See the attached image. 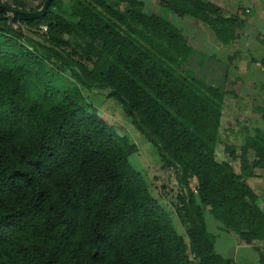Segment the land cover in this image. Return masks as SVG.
Masks as SVG:
<instances>
[{
	"label": "trees",
	"instance_id": "trees-1",
	"mask_svg": "<svg viewBox=\"0 0 264 264\" xmlns=\"http://www.w3.org/2000/svg\"><path fill=\"white\" fill-rule=\"evenodd\" d=\"M153 1L162 16L145 14L139 0H73L68 20L53 0L43 17L21 21L48 46L0 20V264H231L215 251L205 212L246 243L264 239V210L245 181L247 150L264 170V132L245 138L239 173L216 159L232 92L181 72L195 50L166 13L203 21L223 43L232 29L211 3ZM60 34L88 41L67 51ZM96 88L175 172L186 237L131 167L137 145L86 104L82 91ZM258 113L264 121V106Z\"/></svg>",
	"mask_w": 264,
	"mask_h": 264
},
{
	"label": "rangeland",
	"instance_id": "rangeland-1",
	"mask_svg": "<svg viewBox=\"0 0 264 264\" xmlns=\"http://www.w3.org/2000/svg\"><path fill=\"white\" fill-rule=\"evenodd\" d=\"M16 0H0L1 4L16 8ZM22 4L19 9L30 10L41 5L43 0H19ZM73 0H60L61 7L55 8V12L67 18L70 16V6ZM116 2L117 0H110ZM153 1V0H152ZM259 1L260 0H255ZM154 2V1H153ZM156 2V1H155ZM152 2L146 1L143 10L151 13L155 8ZM158 3V2H157ZM127 4L122 3V8H126ZM155 13V12H154ZM39 29L46 32L44 25ZM62 40L69 42V48L79 51L87 42V39L72 34L57 35ZM196 47V45L192 44ZM226 54L220 47L218 49V65L211 66L213 57L198 56L196 52L189 57L180 66L181 72L187 76H194L202 79L215 87H221L223 90L231 91L225 95L222 106V114L219 127V137L215 150V157L218 161L229 162L236 173L240 172V159L242 152V144L247 136H251L256 130L264 132V121L259 117L258 108L264 104V64L258 63L261 57L253 58L251 65L250 59L244 58L243 63H237L233 59L225 58ZM253 63V64H252ZM263 65V67H262ZM218 69V71L216 70ZM71 72L68 70L64 74V83L70 84ZM263 84L258 88V84ZM256 85V86H255ZM86 95V104L88 107L97 109L100 116L113 122L114 128L118 135L126 137L130 142L138 147V151L129 157V163L134 170L140 171L149 186V190L154 198L158 200L160 205L164 207L172 218L174 228L177 233L186 237V230L180 222L176 209L181 204L177 199V195L183 190L175 181V172L173 169H164L160 163L156 147L131 124L130 119L124 114L122 105L115 99L109 97L106 89L96 88L94 90H83ZM234 150V156H230V150ZM247 169L246 172L252 173V176L258 177L264 192V170L253 168L252 163L255 160V154L251 150L246 152ZM251 177V176H249ZM250 182V179L247 180ZM264 196H262V200ZM264 210V208H263ZM206 225L208 231L216 237L215 251L223 257L229 258L231 264H259L258 256L264 255V243L255 241L256 248L244 247L239 244H245L243 241L235 238L234 234L228 235L222 229L218 228V222L212 216L205 212ZM258 247V248H257ZM258 249V250H257ZM227 260V259H226Z\"/></svg>",
	"mask_w": 264,
	"mask_h": 264
},
{
	"label": "crops",
	"instance_id": "crops-1",
	"mask_svg": "<svg viewBox=\"0 0 264 264\" xmlns=\"http://www.w3.org/2000/svg\"><path fill=\"white\" fill-rule=\"evenodd\" d=\"M142 5L146 1L154 3L152 0H139ZM203 2L211 3L215 5L220 13V16L225 19L228 25L231 27L233 32V37L229 41V43H223L220 40H217L213 35L210 28L201 20H198L190 15L185 16H177L171 12L166 13V18L175 26H177L183 33L185 39L190 42V45L195 50L198 56L205 57H213L214 61L211 63V66L218 65V49L221 47L224 53L226 54L225 58L233 59L236 55V62L243 63L244 58L250 59V65L253 58L261 57L260 60L256 64H264V5L260 1L255 0H200ZM155 8L151 13L145 14H154L158 16H162L164 12V8L160 6L157 1L153 4ZM122 8V4H121ZM144 8V7H143ZM124 9V8H122ZM155 12V13H154ZM192 44L196 45L193 46ZM234 60V61H235ZM253 64V63H252ZM263 67V65H262ZM259 70L264 71L260 67ZM218 71V69H216ZM258 84V88H261L263 84ZM256 86V85H255ZM260 106H264L261 104ZM250 179L248 183L247 180ZM245 181L252 188L254 193L259 197V207L264 208V200H262V196H264L263 188H260V182L258 181V177H246ZM264 187V186H263ZM218 228L221 229L220 224L218 223ZM227 233V232H225ZM231 235L230 233H227ZM235 238L241 240L237 235H234ZM244 242V241H243ZM255 241L251 243L239 244L244 247H255ZM264 243V239L260 241ZM258 248V247H257ZM254 250V249H253ZM258 250V249H257ZM220 255V254H219ZM223 257V256H222ZM259 257V256H258ZM224 259H229L225 258ZM259 264V258L257 261Z\"/></svg>",
	"mask_w": 264,
	"mask_h": 264
},
{
	"label": "water",
	"instance_id": "water-1",
	"mask_svg": "<svg viewBox=\"0 0 264 264\" xmlns=\"http://www.w3.org/2000/svg\"><path fill=\"white\" fill-rule=\"evenodd\" d=\"M53 0H43L41 6L34 11H22L0 3V20H6L11 30L30 38L36 42L45 43L40 37L28 30L21 21H28L43 17Z\"/></svg>",
	"mask_w": 264,
	"mask_h": 264
},
{
	"label": "built area",
	"instance_id": "built-area-1",
	"mask_svg": "<svg viewBox=\"0 0 264 264\" xmlns=\"http://www.w3.org/2000/svg\"><path fill=\"white\" fill-rule=\"evenodd\" d=\"M262 2V4L264 5V0H260Z\"/></svg>",
	"mask_w": 264,
	"mask_h": 264
}]
</instances>
